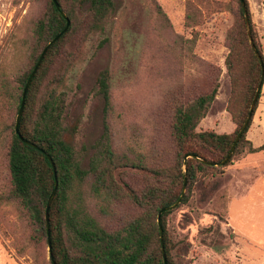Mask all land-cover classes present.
Returning a JSON list of instances; mask_svg holds the SVG:
<instances>
[{"label": "rangeland", "instance_id": "rangeland-1", "mask_svg": "<svg viewBox=\"0 0 264 264\" xmlns=\"http://www.w3.org/2000/svg\"><path fill=\"white\" fill-rule=\"evenodd\" d=\"M61 3L64 12L73 11L75 17L70 34L50 59L38 98L52 88L65 94L64 123L77 127L70 138L85 169L101 151L99 140L107 125L120 164L113 172L119 198L96 197L92 174L81 191L91 216L115 231L142 211L127 197V188L141 192L156 182L153 170L173 163L176 107L216 88L196 132L235 131L227 111L233 89L225 60L226 36L240 22L238 3L115 0L101 23L80 0ZM47 6L48 0H0V83L18 92L19 79L39 52L33 29ZM247 7L264 56V0H247ZM103 71L110 95L105 115L96 86ZM12 122L9 104L0 101V264H50L48 249L34 243L22 206L10 196ZM245 138L253 147L264 144V82ZM183 189L187 201L168 216L169 232L186 243L179 264H264V151L243 150L221 175H200L193 184H183L181 194Z\"/></svg>", "mask_w": 264, "mask_h": 264}, {"label": "trees", "instance_id": "trees-1", "mask_svg": "<svg viewBox=\"0 0 264 264\" xmlns=\"http://www.w3.org/2000/svg\"><path fill=\"white\" fill-rule=\"evenodd\" d=\"M241 1L244 2L249 19L247 0H237L240 22L226 36L228 55L225 66L233 89L227 111L236 124L235 131L232 134L196 132L199 122L205 117L215 99L216 88L187 104L176 107L171 127L175 148L173 163L153 170L156 182L141 192L135 193L126 187L127 197L142 211L125 226L115 231L104 229L91 216L81 191L87 176L92 174L94 176L92 192L96 197L110 198V200L119 198L120 191L118 193L114 183L113 172L120 167V164H116V157L111 150L107 125L104 124L99 140L101 151H97V156L89 161L88 168L85 169L83 159L75 150L70 138L77 131V127H67L64 123L67 109L65 94L52 88L42 94L41 99L38 98L50 59L64 44L71 27L69 26L59 40L48 49L27 89L19 133L23 139L38 146L50 156L55 166L57 188L48 210L51 255L55 264H164L163 256L166 264H179L186 251V243L184 240L178 241L169 232L168 216L171 214L169 210L160 216L163 247L161 246L157 224L158 212L178 201L184 179L189 186L200 175H221L224 168L229 166L243 150L249 154L264 151V144L253 147L245 138L260 90L251 118L240 140L226 162L219 165L227 157L239 129L249 114L262 73L264 82V56L254 39L250 19V33L258 55L249 44ZM56 2L63 10L61 0ZM80 4L85 7L88 14L101 23L114 9L115 0H80ZM64 13L71 24L75 13L67 10ZM64 26L65 21L52 1L48 0L44 16L35 23L33 29L36 42L41 44L40 49L28 72L19 79V92L9 88L5 83H0V101L7 102L13 112L8 149V168L12 188L10 196L22 206L31 225V237L34 243H43L45 248L48 247L45 209L55 186V175L46 155L22 143L15 135L14 119L20 108L26 81L43 48L63 30ZM96 86L105 115L110 106L106 71L99 74ZM200 160L216 165H208ZM186 201L187 198L184 196L180 204ZM49 263L52 264L50 259Z\"/></svg>", "mask_w": 264, "mask_h": 264}, {"label": "water", "instance_id": "water-1", "mask_svg": "<svg viewBox=\"0 0 264 264\" xmlns=\"http://www.w3.org/2000/svg\"><path fill=\"white\" fill-rule=\"evenodd\" d=\"M51 1H52V3L54 4L56 10L59 12V14H60V16L62 17V19L65 21V26H64L63 30H62L60 33H58V34H57V35H56L51 41H49V42L46 44V46L43 48V50H42V52H41V54H40V56H39V58H38V60H37V62H36V64H35V66H34V68H33V70H32V72H31V74L29 75V77H28V79H27V81H26V84H25V86H24L23 92H22V96H21V104H20V108H19V111H18L17 116H16V119H15V126H14V133H15V135H16V136L22 141V143H24V144H26V145H28V146L34 148V149H37V150L41 151L42 153H44L42 149H40L38 146H36V145H34L33 143H31V142H29V141H27V140H25V139L22 138V136H21L20 133H19V123H20V117H21V114H22V111H23V106H24V101H25L26 92H27V89H28V87H29V85H30V83H31V80H32L33 76H34L35 73L37 72V70H38V68H39V66H40V64H41V62L43 61V58H44L45 54H46L47 51H48V49H49V48H50L55 42H57V41L59 40V38H60V37H61V36H62V35H63V34L69 29V26H70V20L68 19V17H67L66 14L64 13V11L60 8V6H59L58 3L56 2V0H51ZM241 4H242V9H243V15H244L245 25H246V29H247V35H248L249 44L251 45V48L253 49V51L255 52V54H257L256 51H255L254 44H253V42H252L251 34H250L249 20H248V14H247V11H246V7H245L243 1H241ZM257 55H258V54H257ZM258 59L260 60V58H258ZM261 67H262V66H261ZM262 83H263V73H262V75H261L260 83H259V85H258V88H257L256 93H255V95H254V98H253V100H252V103H251V105H250V111H249V114H248L247 118L245 119V121H244L242 127H241L240 130L238 131V133H237V135H236V137H235V139H234L233 145H232V147H231V149H230V151H229L227 157H226L225 160H223L219 165H223V164L226 162V160L231 156V154H232V152H233L235 146L237 145L238 141L240 140V138H241V136H242V134H243V132H244V130H245V128H246V126H247V124H248L250 118H251L252 111H253L254 106H255V103H256V101H257L258 94H259V92H260V90H261V87H262ZM44 154H45V153H44ZM45 155H46V157H47V159H48V161H49V163H50V165H51V167H52L53 173H54V175H55V166H54V164H53V162H52V159H51L50 156H48L47 154H45ZM190 157H191V158H195L194 156H190ZM185 159H186V158H185ZM200 161H201L202 163H205V164H208V165H212V166H215V165H216V164H214V163H209V162H206V161H204V160H200ZM185 164H186V162L184 161V166H185ZM56 188H57V181H56V175H55V186H54V189H53L52 193L50 194V196H49V198H48L47 205H46V209H45V221H46V223H47V240H48V247H47V249H48L49 259L51 260V263H52V264H55V263H54V261H53L52 255H51V246H50V238H49V225H48V221H49V220H48V219H49V218H48V210H49V206H50V204H51V201H52V199H53V196H54V194H55V192H56ZM184 188H185V179H184ZM183 195H184V189H183V192H182L180 198L178 199V201H177L176 203H174V204L171 205V206H168V207H165V208L161 209V210L158 212V214H157V224H158V227H159V236H160V242H161V246H162V247H163V242H162V228H161V225H160V216H161V214H162L163 212H165V211H169V210H172L173 208H175V207L178 205V203L181 201ZM163 259H164V264H166V261H165L164 256H163Z\"/></svg>", "mask_w": 264, "mask_h": 264}]
</instances>
